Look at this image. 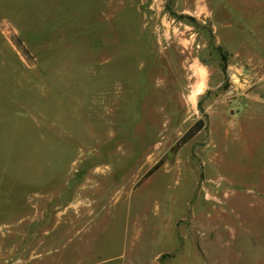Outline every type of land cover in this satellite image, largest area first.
<instances>
[{"label": "rangeland", "instance_id": "obj_1", "mask_svg": "<svg viewBox=\"0 0 264 264\" xmlns=\"http://www.w3.org/2000/svg\"><path fill=\"white\" fill-rule=\"evenodd\" d=\"M251 98L264 0H0V264H264Z\"/></svg>", "mask_w": 264, "mask_h": 264}, {"label": "trees", "instance_id": "obj_2", "mask_svg": "<svg viewBox=\"0 0 264 264\" xmlns=\"http://www.w3.org/2000/svg\"><path fill=\"white\" fill-rule=\"evenodd\" d=\"M14 42H15V44L18 46V47H20L21 45V42H20V40L17 38V39H14ZM23 54L26 56V54H27V51H24L23 50ZM201 123H198L195 127H194V129L195 130H199L200 128H201Z\"/></svg>", "mask_w": 264, "mask_h": 264}, {"label": "crops", "instance_id": "obj_3", "mask_svg": "<svg viewBox=\"0 0 264 264\" xmlns=\"http://www.w3.org/2000/svg\"><path fill=\"white\" fill-rule=\"evenodd\" d=\"M251 100L256 101V102H258V103H261V104H264V99L251 98ZM234 116H237V114L234 115ZM237 117H239V116H237Z\"/></svg>", "mask_w": 264, "mask_h": 264}]
</instances>
